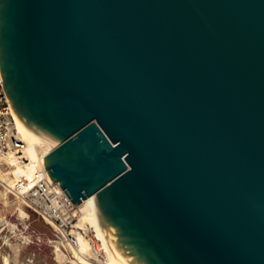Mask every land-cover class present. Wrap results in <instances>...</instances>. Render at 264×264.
<instances>
[{"label": "water", "instance_id": "95a60500", "mask_svg": "<svg viewBox=\"0 0 264 264\" xmlns=\"http://www.w3.org/2000/svg\"><path fill=\"white\" fill-rule=\"evenodd\" d=\"M0 75L127 262L264 264V0H0Z\"/></svg>", "mask_w": 264, "mask_h": 264}, {"label": "built area", "instance_id": "2783aa9c", "mask_svg": "<svg viewBox=\"0 0 264 264\" xmlns=\"http://www.w3.org/2000/svg\"><path fill=\"white\" fill-rule=\"evenodd\" d=\"M2 84L0 75V158L14 155L17 164L24 169V172L16 171L12 175V194L22 199L38 217L51 223L65 245L77 248L79 234L91 246L95 262L106 264L108 253L103 242L90 225L78 226L79 206L74 205L58 183H52L44 165L32 167L30 174L25 173L30 162L25 155L26 144L21 140L16 117Z\"/></svg>", "mask_w": 264, "mask_h": 264}, {"label": "bare ground", "instance_id": "6f19581e", "mask_svg": "<svg viewBox=\"0 0 264 264\" xmlns=\"http://www.w3.org/2000/svg\"><path fill=\"white\" fill-rule=\"evenodd\" d=\"M14 112V111H13ZM14 115L16 117V122H17V126H18V130L20 132V137H21V140L26 144V150H25V155L27 157V159L30 161L29 164L27 165V170L25 171V173L27 174H30L32 172V169L38 165H44V158L46 156H48L52 151H54L58 145H56L55 147L53 148H50L49 146H47L45 143H43L19 118L18 116L16 115V113L14 112ZM4 161L5 163H7L9 166H11L12 170H10V168L6 165V168L8 167L10 171H8L7 169L5 170V168L3 169L2 166H1V162ZM16 158L14 155H11L9 154L8 156H5V157H2L0 158V183L8 190L10 191L12 188H13V185H14V178H13V174L16 172V171H21V172H24V169L21 168L17 162H16ZM3 162V163H4ZM5 165V164H4ZM5 167V166H3ZM33 167V168H32ZM12 174V175H11ZM11 175V176H10ZM2 186V187H3ZM1 187V188H2ZM2 190V189H1ZM4 191V190H3ZM7 192V191H6ZM4 192L0 193L3 194ZM9 194V193H8ZM10 196V195H9ZM12 198V197H11ZM10 198V199H11ZM17 198V197H16ZM4 199V198H3ZM8 199V198H7ZM8 199V200H10ZM6 203H10L8 202V200L4 199ZM18 200V199H17ZM13 202L14 199H13ZM19 202V201H18ZM16 202V203H18ZM22 202V201H21ZM4 203V202H3ZM1 204V203H0ZM11 204V203H10ZM9 206V204H7ZM6 205V206H7ZM19 205H23L19 203ZM17 206V205H16ZM13 206H11L12 208ZM19 207V206H18ZM23 207V206H22ZM20 207V212H18V214H21V216H23L24 218L25 217H28L29 214L28 212H25L24 210H22L23 208ZM3 208V207H2ZM22 208V209H21ZM10 209V208H9ZM18 209V208H17ZM79 209H80V220H79V223H78V226L82 227L84 226L85 224L87 225H90L94 231L96 232V235L97 237L99 238V240H101L105 246V249L108 253V259H107V262L106 264H130L129 262H127L119 253L118 251L114 248V246L111 244V242L108 240V238L106 237V235L104 234L101 226H100V222H99V218H98V215H97V211H96V206H95V197H90L86 200H84L80 205H79ZM1 210V209H0ZM4 210V209H3ZM14 210V208H13ZM11 209V212L13 211ZM5 211V210H4ZM3 211V212H4ZM2 217V216H1ZM8 218V217H6ZM12 220V218H10ZM8 220L9 222L11 220ZM14 219V218H13ZM16 219V218H15ZM26 219V218H25ZM33 219V218H32ZM5 220V219H4ZM19 220V219H18ZM17 221V220H16ZM30 221V220H29ZM33 221V220H32ZM2 222H5V221H2ZM7 222V223H9ZM15 222V221H14ZM13 222V223H14ZM18 223V221H17ZM29 222H27L28 224ZM35 223V222H34ZM33 223V224H34ZM37 223V222H36ZM51 224V223H50ZM8 225V224H7ZM16 225V224H15ZM20 225V224H19ZM37 225V224H36ZM34 224V226H36ZM41 225V224H40ZM9 226V225H8ZM38 226H39V223H38ZM33 227V226H32ZM54 227V226H53ZM9 228V227H8ZM38 228V227H37ZM43 228V227H42ZM46 228V227H45ZM51 228V227H50ZM10 229V228H9ZM13 229V228H12ZM17 229V228H15ZM30 229V228H29ZM36 229V228H35ZM52 229V228H51ZM32 230V228H31ZM40 230V229H39ZM44 230V229H43ZM42 230V231H43ZM9 231V230H8ZM29 231V230H28ZM36 231V230H34ZM48 231V230H47ZM46 233H50V232H47ZM41 232V230H40ZM54 232V231H53ZM52 232V233H53ZM27 233V232H26ZM35 233V232H34ZM13 234V233H11ZM15 234V233H14ZM17 234V233H16ZM36 234V233H35ZM39 234V233H38ZM8 235V234H7ZM19 235V234H18ZM22 235V233L20 234ZM50 235V234H49ZM57 235V234H56ZM12 236V235H11ZM24 238L26 240H28L25 235H23ZM48 236V235H47ZM19 236H17L18 238ZM44 237V236H43ZM54 237V236H53ZM60 237V236H59ZM21 238V237H20ZM46 238V237H45ZM51 238V236H50ZM8 239V238H7ZM31 239V238H30ZM34 238H32L33 240ZM43 239V238H42ZM53 239V238H52ZM55 239V237H54ZM62 239V238H61ZM77 239H78V242H79V246L77 248L75 247H71V246H68V245H65V247L72 253V256L74 259H68L64 253H62V251L60 249L57 250V256L59 258V261L62 263V264H65V263H71V264H98V263H94L92 260L94 259V256H93V252H92V249H91V246L89 245V243L87 242V240L85 238H83L81 235H77ZM31 240V241H32ZM49 240V239H48ZM51 240V239H50ZM63 240V239H62ZM38 241V239H37ZM46 241V240H44ZM59 241V240H57ZM36 242V241H35ZM62 242V241H61ZM60 242V243H61ZM11 243V242H10ZM28 246V245H27ZM48 246V245H46ZM60 245H58L57 247H59ZM64 246V245H63ZM42 247H45L44 245ZM54 247V246H53ZM56 247V245H55ZM11 248V247H10ZM9 248V249H10ZM18 248V247H17ZM21 248V247H20ZM19 248V249H20ZM27 248V247H26ZM34 248V246H33ZM31 248V249H33ZM48 248V247H47ZM51 248V247H50ZM65 248V249H66ZM42 249V248H41ZM62 249V248H61ZM37 250V249H36ZM35 250V251H36ZM39 250V248H38ZM44 250V249H43ZM54 250V249H53ZM64 250V249H63ZM34 250H32L33 252ZM34 251V253H35ZM51 251V250H49ZM41 252V251H40ZM39 252V253H40ZM52 252V251H51ZM64 252V251H63ZM6 253H8L6 251ZM38 253V254H39ZM5 254V253H4ZM37 252L34 254L35 256ZM43 255V252L41 253ZM47 254V253H46ZM45 254V256L47 257V255ZM49 254V252H48ZM68 254V253H67ZM66 254V255H67ZM69 255V254H68ZM41 256V255H40ZM52 256H54L52 254ZM71 256V255H70ZM69 256V258H70ZM1 257H2V254H1ZM35 258V257H34ZM43 258V256H42ZM50 257H47V259H49ZM54 258V257H53ZM5 259V258H4ZM39 259V258H38ZM36 259V260H38ZM41 259V258H40ZM32 260V259H30ZM56 260V259H55ZM40 261V260H39ZM47 261V260H46ZM1 262V261H0ZM36 262V261H35ZM4 263V262H3ZM2 263V264H3ZM38 263V262H37ZM48 263V262H47ZM46 263V264H47ZM68 263V264H69Z\"/></svg>", "mask_w": 264, "mask_h": 264}, {"label": "rangeland", "instance_id": "374dc122", "mask_svg": "<svg viewBox=\"0 0 264 264\" xmlns=\"http://www.w3.org/2000/svg\"><path fill=\"white\" fill-rule=\"evenodd\" d=\"M4 161L1 162V166L2 168L5 170L7 169L8 171L12 170L11 166H9L7 163H3ZM5 164V165H4ZM6 165L10 168L7 167ZM5 166V167H3ZM12 175V174H11ZM10 175V176H11ZM0 183V193L4 192L3 194L0 195V264H62L59 261V258L57 256V250L60 249L62 251V253H64V255L68 258V259H74L72 256V253L65 247V244L63 242V240L61 239V237H59V233L55 230V228L53 227L52 224H50L48 221L43 220L42 218L38 217L31 209H29V207L27 206V204L19 198H16L11 190L8 191L4 186ZM2 187V188H1ZM2 189V190H1ZM4 190V191H3ZM7 191V192H6ZM9 193V194H8ZM10 195V196H9ZM12 197V198H11ZM8 200V202L10 203H6L5 200ZM8 198V199H7ZM13 199L15 202H13ZM18 199V200H17ZM19 201V202H18ZM22 201V202H21ZM4 202V203H3ZM18 202V203H16ZM23 203V205H19ZM9 204V206L7 205ZM7 205V206H6ZM17 205V206H16ZM11 206H13L11 208ZM19 206V207H18ZM23 206V207H22ZM3 207V208H2ZM20 207H22L21 209L24 210L25 212H28L29 216L28 217H23L21 216V214H18V212H20ZM10 208V209H9ZM14 208V210H13ZM18 208V209H17ZM5 211H4V210ZM11 209L13 210L11 212ZM4 211V212H3ZM2 216V217H1ZM8 217V218H6ZM12 218V220L10 219ZM14 218V219H13ZM16 218V219H15ZM33 218V219H32ZM5 219V220H4ZM11 220L10 222L8 220ZM19 219V220H18ZM18 223H17V221ZM30 220V221H29ZM33 220V221H32ZM5 221V222H2ZM15 221V222H14ZM9 222V223H7ZM14 222V223H13ZM27 222H29L27 224ZM35 222V223H34ZM37 222V223H36ZM36 226H34V224ZM39 223V226H38ZM9 226H8V225ZM16 224V225H15ZM20 224V225H19ZM41 224V225H40ZM33 226V227H32ZM10 229H9V228ZM38 227V228H37ZM43 227V228H42ZM46 227V228H45ZM52 229H51V228ZM13 228V229H12ZM17 228V229H15ZM30 228V229H29ZM32 228V230H31ZM36 228V229H35ZM41 232H40V230ZM44 229V230H43ZM9 230V231H8ZM29 230V231H28ZM36 230V231H34ZM43 230V231H42ZM48 230V231H47ZM50 232V233H46ZM54 231V232H53ZM27 232V233H26ZM36 234H35V233ZM53 232V233H52ZM13 233V234H11ZM15 233V234H14ZM17 233V234H16ZM22 233V235H20ZM39 233V234H38ZM8 234V235H7ZM19 234V235H18ZM50 234V235H49ZM57 234V235H56ZM12 235V236H11ZM28 239L26 240L24 238V236ZM48 235V236H47ZM17 236H19L17 238ZM44 236V237H43ZM51 236V238H50ZM55 239H54V237ZM21 237V238H20ZM46 237V238H45ZM8 238V239H7ZM31 238V239H30ZM32 238H34L32 240ZM43 238V239H42ZM53 238V239H52ZM38 239V241H37ZM49 239V240H48ZM51 239V240H50ZM32 240V241H31ZM46 240V241H44ZM59 240V241H57ZM36 241V242H35ZM62 241V242H61ZM11 242V243H10ZM61 242V243H60ZM28 245V246H27ZM45 247H42V246ZM48 245V246H46ZM56 245V247H55ZM58 245H60L59 247H57ZM64 245V246H63ZM34 246V248H33ZM54 246V247H53ZM11 247V248H10ZM18 247V248H17ZM21 247V248H20ZM27 247V248H26ZM48 247V248H47ZM51 247V248H50ZM10 248V249H9ZM20 248V249H19ZM33 248V249H31ZM39 248V250H38ZM42 248V249H41ZM58 248V249H57ZM62 248V249H61ZM66 248V249H65ZM37 249V250H36ZM44 249V250H43ZM54 249V250H53ZM64 249V250H63ZM32 250H36L35 253L37 252V256H35L34 251L32 252ZM51 250V251H49ZM6 251L8 253H6ZM64 251V252H63ZM43 252V255L41 254ZM49 252V254H48ZM5 253V254H4ZM47 253V254H46ZM69 255H68V254ZM2 254V257H1ZM45 254L47 255V257H50L49 259H47V257L45 256ZM52 254L54 256H52ZM67 254V255H66ZM41 255V256H40ZM71 255V256H70ZM43 256V258H42ZM70 256V258H69ZM35 257V258H34ZM54 257V258H53ZM5 258V259H4ZM39 258V259H38ZM41 258V259H40ZM32 259V260H30ZM38 259V260H36ZM56 259V260H55ZM40 260V261H39ZM47 260V261H46ZM36 261V262H35ZM94 263L95 260H92ZM38 262V263H37ZM69 263V262H68ZM65 263V264H68ZM71 264V263H69Z\"/></svg>", "mask_w": 264, "mask_h": 264}]
</instances>
